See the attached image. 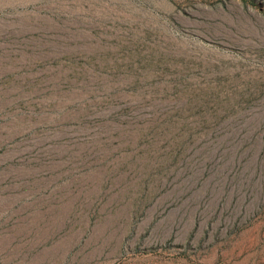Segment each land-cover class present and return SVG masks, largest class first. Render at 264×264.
Listing matches in <instances>:
<instances>
[{"label": "rangeland", "instance_id": "374dc122", "mask_svg": "<svg viewBox=\"0 0 264 264\" xmlns=\"http://www.w3.org/2000/svg\"><path fill=\"white\" fill-rule=\"evenodd\" d=\"M0 264H264V0H0Z\"/></svg>", "mask_w": 264, "mask_h": 264}]
</instances>
